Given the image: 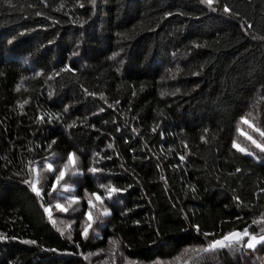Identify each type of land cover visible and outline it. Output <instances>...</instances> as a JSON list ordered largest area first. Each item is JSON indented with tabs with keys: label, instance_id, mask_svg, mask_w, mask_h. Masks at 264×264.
Segmentation results:
<instances>
[{
	"label": "trees",
	"instance_id": "16d2710c",
	"mask_svg": "<svg viewBox=\"0 0 264 264\" xmlns=\"http://www.w3.org/2000/svg\"><path fill=\"white\" fill-rule=\"evenodd\" d=\"M254 128L264 0H0V264H264L196 251L264 234Z\"/></svg>",
	"mask_w": 264,
	"mask_h": 264
},
{
	"label": "snow or ice",
	"instance_id": "6c2138e0",
	"mask_svg": "<svg viewBox=\"0 0 264 264\" xmlns=\"http://www.w3.org/2000/svg\"><path fill=\"white\" fill-rule=\"evenodd\" d=\"M201 2L211 6L214 0H201ZM224 10L226 12L229 11V9L227 8H225ZM244 122L247 123V120H244ZM249 127H253V126L249 125ZM253 130L258 132L261 137H264V130H260L258 128H254ZM247 139H249L252 142V144H254L257 148H259L261 152H264V144L257 143V141L253 139L251 136H248ZM233 147L236 148L238 151L246 152V154L248 155L252 154L250 152H247L246 149L240 148L239 145H237L235 142H233ZM73 157H74V154H70L68 157V161L72 162ZM66 166L67 165H65V167ZM48 171L50 172L53 171V169L51 168V165L48 166ZM91 171H96V170L92 169ZM64 175H65L64 171H60L59 175L56 177L57 182L63 179ZM101 187H103V185ZM32 188H33V191H36L37 195H40V192L36 189L35 185H32ZM112 191H115V189H113ZM97 199H100V198L97 197ZM57 207H60V206L57 205ZM61 210L63 211L64 209L61 208ZM45 211H48V209H45ZM104 214L107 215V212H105ZM262 232H264V229H262ZM84 235L85 237L87 236V229H85ZM205 235H209V234H205ZM245 238H247L245 247H247L248 249L254 250L258 244H264V234L253 235L246 228L242 232H237V231L230 232L224 235L221 239H216V240L211 241L206 248H203L201 250H196V251L199 254V252L207 253V252L219 251L220 249H224V248H231L234 244L243 243L245 241ZM25 243H34V242L25 241Z\"/></svg>",
	"mask_w": 264,
	"mask_h": 264
},
{
	"label": "rangeland",
	"instance_id": "374dc122",
	"mask_svg": "<svg viewBox=\"0 0 264 264\" xmlns=\"http://www.w3.org/2000/svg\"><path fill=\"white\" fill-rule=\"evenodd\" d=\"M258 245H259V244H258ZM258 245H257V246H258ZM257 246H256V247H257Z\"/></svg>",
	"mask_w": 264,
	"mask_h": 264
}]
</instances>
